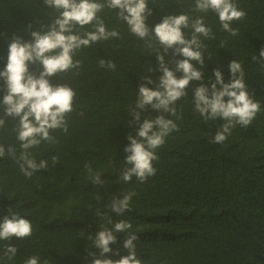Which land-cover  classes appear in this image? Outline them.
Wrapping results in <instances>:
<instances>
[{
  "label": "trees",
  "instance_id": "1",
  "mask_svg": "<svg viewBox=\"0 0 264 264\" xmlns=\"http://www.w3.org/2000/svg\"><path fill=\"white\" fill-rule=\"evenodd\" d=\"M251 1L237 3L245 9ZM148 2L158 23L169 15L185 14L193 21L202 16L215 37H200L205 45L200 65L206 73L204 87L209 98L216 83L214 70L221 72L227 84L232 79L229 64L235 60L242 64L246 88L260 103L261 111L248 127L236 124L231 142L215 153L209 150L211 127L222 128L225 120L209 119L208 124L196 114L191 101L178 104L188 111V130L156 150V175L144 183L135 177L123 181L118 174L126 146L123 133L135 97L124 95L121 77L123 73L136 74L140 80L144 74L142 56L153 62L159 45L147 49L143 40L117 20L116 13L110 14L106 25L118 30L121 38L78 51L75 59L82 61L79 75L68 72L48 78L53 86L69 84L76 98L67 132L50 130L53 142L41 141L28 150L37 163L47 161L44 169L26 177L20 171L22 162L7 155L9 147L17 156L23 151L16 139L19 120L0 114L5 121L0 145L6 152L0 158V221L12 210L33 225L30 238L0 241V257H4L6 246L17 248L13 260L4 257L0 264H24L34 255L40 257L41 264L44 260L49 264H87L89 252L101 257L93 239L105 228L113 231L116 241L135 234L136 252L144 264H264V58L259 57L264 29L250 27L248 20L239 21L232 25L238 30L232 36L222 30L214 12L191 11L194 4L189 0ZM182 31L186 39L191 38V29ZM109 45L118 46L117 58L111 60L117 66L115 71L98 65L99 59L108 60L101 54ZM182 59L173 51L165 55L168 63ZM42 70V66L33 65L30 73L39 77ZM173 72L181 74L176 66ZM220 88L217 84V90ZM151 109L149 115L154 119L163 112ZM219 150L222 152L217 153ZM86 165H91L92 174ZM93 174H99L101 184L94 183ZM128 192L136 193L131 210L118 216L111 203ZM120 220L132 224L129 232L114 231ZM118 247L124 249L123 244Z\"/></svg>",
  "mask_w": 264,
  "mask_h": 264
},
{
  "label": "clouds",
  "instance_id": "2",
  "mask_svg": "<svg viewBox=\"0 0 264 264\" xmlns=\"http://www.w3.org/2000/svg\"><path fill=\"white\" fill-rule=\"evenodd\" d=\"M189 1L194 4L193 12H214L222 30L232 36L238 34L232 25L239 21L248 20L250 27L264 29V0H252L245 9L237 0ZM112 13L127 25L132 35L145 42L147 49L159 45L153 62L142 56L144 74L140 80L136 74L123 73L121 77L124 95L135 97V108L127 117L123 133L126 146L118 172L123 181L135 177L144 183L156 175L158 167L153 163L158 160L156 150L182 130H188V111L178 104L191 101L196 114L208 124L209 119L225 120L222 128L211 127L209 150L215 153L231 142V129L236 124L248 127L261 111L260 103L250 97L246 88L242 64L235 60L229 64L232 79L227 84L221 72L214 70L216 83L212 84L209 98L204 87L206 73L201 66L205 45L200 37H215L202 16L193 21L185 14L169 15L158 23L151 16L148 0H0V114L19 120L16 139L23 151L17 156L16 150L9 147L7 155L22 162L20 171L26 177L47 166V161L37 163L28 150L38 147L41 141L53 142L50 130L67 132L69 117L75 109L74 89L69 84L53 86L48 78L68 72L79 75L82 61L75 59L78 51L100 41L121 38L118 30L106 25V18ZM182 29H191L190 39L185 38ZM263 48L260 58H264ZM117 50L116 45L105 46L101 55L108 60L99 59V67L115 71L117 66L111 60L117 58ZM170 51L184 59L166 62L165 55ZM252 60L256 61L257 57L253 56ZM192 61L199 64L193 66ZM33 65L42 66L39 77L30 73ZM175 66L181 74L173 72ZM217 84L221 86L219 90ZM172 104L175 105L170 107ZM151 108L163 112L154 119L149 115ZM4 124L0 119V128ZM5 155V148L0 145V158ZM86 169L92 174L91 165H86ZM92 178L94 183H102L99 174H93ZM134 196L135 192H128L122 199H113L111 210L123 216L131 210ZM131 228L132 224L126 220L114 224V231L119 233H127ZM32 233L31 222L12 210L0 221V241L12 237L23 240ZM137 239L135 234H130L125 241H116L113 231L105 228L93 239L101 257L89 252L91 261L87 264H144L136 252ZM118 244H123L124 249ZM16 253V247L6 246L4 257L11 261ZM24 264H41V259L34 255L25 259ZM43 264L49 262L44 260Z\"/></svg>",
  "mask_w": 264,
  "mask_h": 264
},
{
  "label": "bare ground",
  "instance_id": "3",
  "mask_svg": "<svg viewBox=\"0 0 264 264\" xmlns=\"http://www.w3.org/2000/svg\"><path fill=\"white\" fill-rule=\"evenodd\" d=\"M101 83V82H100ZM128 98V97H127ZM162 157V156H161ZM165 190V189H164ZM164 195V194H163Z\"/></svg>",
  "mask_w": 264,
  "mask_h": 264
}]
</instances>
